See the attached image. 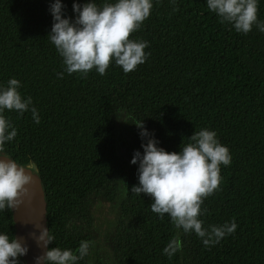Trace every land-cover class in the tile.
<instances>
[{
  "label": "trees",
  "instance_id": "obj_1",
  "mask_svg": "<svg viewBox=\"0 0 264 264\" xmlns=\"http://www.w3.org/2000/svg\"><path fill=\"white\" fill-rule=\"evenodd\" d=\"M53 2L0 0V85L20 81L18 91L32 98L40 119L5 111L17 135L4 152L37 165L54 237L48 248L75 250L89 242L70 222L87 218L92 195L112 201L118 178L125 186L121 217L130 225L116 237L119 264H264V33L255 25L235 32L205 0H153L150 16L129 37L148 42L143 64L127 74L110 63L104 75L94 69L69 75L47 38ZM61 2L64 16L74 18L73 3L89 0ZM257 16L264 21V0ZM120 115L126 136L117 129ZM141 122L168 152L202 128L227 146L231 163L221 165V182L204 198L200 218L204 227L234 220V233L206 248L167 214L153 213L149 196L131 192L138 180L130 160L143 152ZM0 233L14 237L10 209L0 210ZM174 237L182 246L169 258L162 249ZM87 256L78 264H87Z\"/></svg>",
  "mask_w": 264,
  "mask_h": 264
},
{
  "label": "clouds",
  "instance_id": "obj_2",
  "mask_svg": "<svg viewBox=\"0 0 264 264\" xmlns=\"http://www.w3.org/2000/svg\"><path fill=\"white\" fill-rule=\"evenodd\" d=\"M259 0H205L207 9L219 22L228 24L237 33L247 34L256 29L264 33V21L257 16ZM153 0H114L98 6L94 0L83 5L73 3L74 18L64 16L61 0L49 6L52 25L48 39L62 58L64 72L87 75L89 71L104 75L110 63L129 73L143 64L149 53L147 41L129 39L150 16ZM64 72L57 73L59 78ZM20 81L9 78L0 85V210L14 209L29 195V186L37 180V165L29 161L18 163L4 152V145L17 135V129L4 115L5 111L23 115L30 111L36 124L40 123L32 98L22 97ZM121 116V115H120ZM122 117V116H121ZM139 135L143 152L135 151L130 160L137 165L138 184L131 192L151 198L150 209L159 218L165 214L177 230L193 233L207 248L218 244L226 235L235 232L236 222L204 227L200 218L204 198L218 189L222 177L220 167L231 163L227 146L221 144L216 133L207 128L194 131L178 152L158 147V140L143 126ZM37 243L47 249L35 264H78L89 253V242L82 240L78 248H48L54 240L48 229L41 228ZM182 244L174 237L162 249L171 258ZM21 240L0 233V264H18V258L27 254Z\"/></svg>",
  "mask_w": 264,
  "mask_h": 264
},
{
  "label": "rangeland",
  "instance_id": "obj_3",
  "mask_svg": "<svg viewBox=\"0 0 264 264\" xmlns=\"http://www.w3.org/2000/svg\"><path fill=\"white\" fill-rule=\"evenodd\" d=\"M123 117L117 119V129L126 136ZM114 199L106 200L102 195H92L86 219H74L69 227L89 239L87 264H119L116 237L122 228H130L122 219L120 203L125 194L124 183L116 178L113 183Z\"/></svg>",
  "mask_w": 264,
  "mask_h": 264
},
{
  "label": "water",
  "instance_id": "obj_4",
  "mask_svg": "<svg viewBox=\"0 0 264 264\" xmlns=\"http://www.w3.org/2000/svg\"><path fill=\"white\" fill-rule=\"evenodd\" d=\"M10 210L14 237L21 240L28 248L27 254L19 258L24 264H35V258L42 256L47 250L36 240L41 228L48 229L45 190L40 176L29 186V195L24 202Z\"/></svg>",
  "mask_w": 264,
  "mask_h": 264
}]
</instances>
